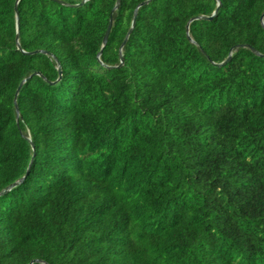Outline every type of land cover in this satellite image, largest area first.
<instances>
[{
	"label": "trees",
	"instance_id": "obj_1",
	"mask_svg": "<svg viewBox=\"0 0 264 264\" xmlns=\"http://www.w3.org/2000/svg\"><path fill=\"white\" fill-rule=\"evenodd\" d=\"M116 1L0 0V264H264V0Z\"/></svg>",
	"mask_w": 264,
	"mask_h": 264
},
{
	"label": "water",
	"instance_id": "obj_2",
	"mask_svg": "<svg viewBox=\"0 0 264 264\" xmlns=\"http://www.w3.org/2000/svg\"><path fill=\"white\" fill-rule=\"evenodd\" d=\"M83 1H84V0H83ZM150 1H151V0H144V1H142L141 3H139V4L136 6V8H135V10H134V14H133V19H132L131 27L129 28V30H128V32H127V35H126V37H125V39H124V41H123V43H122V45H121V47H120V63H119V65L123 64V51H122V48H123V45L126 43V41H127L128 37H129L130 33L132 32L133 27L135 26V21H136V18H137L138 10H139V8H140L142 5H145V4L149 3ZM119 5H120V0H117L115 6H114V8H113V11H115V10L119 7ZM220 5H221V1H220V0H217V7H216V9L213 11V13H212L211 15H198V16L192 17V18L189 20L188 24H187V34L189 35V24H190V22H192V21H194V20H196V19H212V18L217 14V11H218V8H219ZM111 23H112V19H110V22H109V24H108L107 30H106V32H105V34H104L103 44L106 43V41H107V39H108V36H109V34H110L111 27H112V26H111ZM261 23H262V25H263V27H264V12H263V14L261 15ZM18 30H19V28H18V21H16V40H17V37H18ZM191 40L193 41V39H191ZM17 45H18V47L20 48V45H19V42H18V41H17ZM239 45H240V46H247V47H249L254 53H256V54H258V55H263V54L260 53L255 47H253V46H251V45H249V44H239ZM39 51L46 53L45 50H39ZM33 52H34V53H35V52H38V50H35V51H33ZM101 52H102V50L99 52L98 57L100 56ZM230 57H231V53H230V55H229L224 61H222L221 63H218V65L225 64V63L229 60ZM100 60H101V59H100ZM57 68H58L59 74H61V66H60L59 63L57 64ZM35 73L39 74V72H35ZM59 78H60V77H59ZM23 81H24V80H23ZM23 81H22V82H23ZM22 82H21V83H22ZM21 83L19 84V86H18V88H17V91H18V89L20 88ZM14 104H15L16 112H17V114H19V108H18V105H17V103H16V98H14ZM30 141H31V140H30ZM32 147H33V144H32ZM21 179H22V178L18 179L17 181L13 182L12 184L6 186L4 189H2V190L0 191V194H3V193L6 192L9 188H11L12 186L18 184V183L21 181ZM36 261H37V262H43V263L47 264L46 262H44V261L41 260V259H33V260H31L30 264H32L33 262H36Z\"/></svg>",
	"mask_w": 264,
	"mask_h": 264
}]
</instances>
